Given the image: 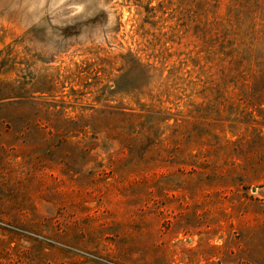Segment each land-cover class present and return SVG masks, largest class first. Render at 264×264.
I'll return each instance as SVG.
<instances>
[{"label": "rangeland", "instance_id": "obj_1", "mask_svg": "<svg viewBox=\"0 0 264 264\" xmlns=\"http://www.w3.org/2000/svg\"><path fill=\"white\" fill-rule=\"evenodd\" d=\"M239 9L0 0V264H264V72L232 61Z\"/></svg>", "mask_w": 264, "mask_h": 264}, {"label": "trees", "instance_id": "obj_2", "mask_svg": "<svg viewBox=\"0 0 264 264\" xmlns=\"http://www.w3.org/2000/svg\"><path fill=\"white\" fill-rule=\"evenodd\" d=\"M239 9L236 21L229 28V52L233 62L246 61L258 71L264 72V64L260 63V55H264V24L255 28L256 18L264 17V0H234ZM238 11V10H237ZM242 11V12H241ZM231 29V30H230Z\"/></svg>", "mask_w": 264, "mask_h": 264}]
</instances>
